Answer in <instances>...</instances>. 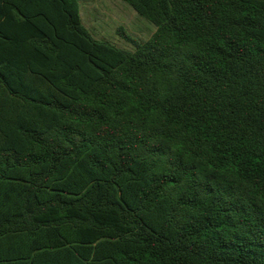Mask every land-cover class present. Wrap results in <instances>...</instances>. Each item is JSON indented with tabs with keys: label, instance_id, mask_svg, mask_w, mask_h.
Returning <instances> with one entry per match:
<instances>
[{
	"label": "trees",
	"instance_id": "1",
	"mask_svg": "<svg viewBox=\"0 0 264 264\" xmlns=\"http://www.w3.org/2000/svg\"><path fill=\"white\" fill-rule=\"evenodd\" d=\"M0 0V264H264V0Z\"/></svg>",
	"mask_w": 264,
	"mask_h": 264
},
{
	"label": "rangeland",
	"instance_id": "2",
	"mask_svg": "<svg viewBox=\"0 0 264 264\" xmlns=\"http://www.w3.org/2000/svg\"><path fill=\"white\" fill-rule=\"evenodd\" d=\"M80 5L83 21L96 38L129 51H135L136 46L118 33L119 27L140 43L149 40L156 30L151 22L122 0H80Z\"/></svg>",
	"mask_w": 264,
	"mask_h": 264
}]
</instances>
